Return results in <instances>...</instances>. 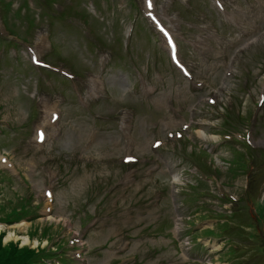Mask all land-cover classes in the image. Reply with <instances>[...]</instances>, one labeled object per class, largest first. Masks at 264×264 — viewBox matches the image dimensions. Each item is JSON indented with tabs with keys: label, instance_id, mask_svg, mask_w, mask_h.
Masks as SVG:
<instances>
[{
	"label": "rangeland",
	"instance_id": "374dc122",
	"mask_svg": "<svg viewBox=\"0 0 264 264\" xmlns=\"http://www.w3.org/2000/svg\"><path fill=\"white\" fill-rule=\"evenodd\" d=\"M0 156L4 250L264 264V0H0Z\"/></svg>",
	"mask_w": 264,
	"mask_h": 264
},
{
	"label": "trees",
	"instance_id": "16d2710c",
	"mask_svg": "<svg viewBox=\"0 0 264 264\" xmlns=\"http://www.w3.org/2000/svg\"><path fill=\"white\" fill-rule=\"evenodd\" d=\"M53 3L54 0H49ZM48 258L49 252L42 250L37 253L29 247L19 249L16 245H11L9 249L4 250L0 244V264H45L43 263ZM52 255V254H51Z\"/></svg>",
	"mask_w": 264,
	"mask_h": 264
},
{
	"label": "bare ground",
	"instance_id": "6f19581e",
	"mask_svg": "<svg viewBox=\"0 0 264 264\" xmlns=\"http://www.w3.org/2000/svg\"><path fill=\"white\" fill-rule=\"evenodd\" d=\"M41 134H42V137H44L43 132H41L40 135H41ZM2 159H3L2 156H0V160H1V161H2ZM49 220H51V219H49ZM24 241H25V243H29V239H28L27 237L24 238Z\"/></svg>",
	"mask_w": 264,
	"mask_h": 264
},
{
	"label": "snow or ice",
	"instance_id": "6c2138e0",
	"mask_svg": "<svg viewBox=\"0 0 264 264\" xmlns=\"http://www.w3.org/2000/svg\"><path fill=\"white\" fill-rule=\"evenodd\" d=\"M149 6H151V4H150V3H149ZM41 136H42V134H41ZM129 159H132V158L130 157ZM49 195H51V194L49 193Z\"/></svg>",
	"mask_w": 264,
	"mask_h": 264
}]
</instances>
